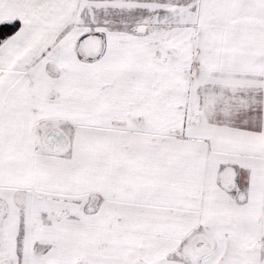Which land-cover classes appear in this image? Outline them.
Instances as JSON below:
<instances>
[{
  "label": "snow or ice",
  "instance_id": "1",
  "mask_svg": "<svg viewBox=\"0 0 264 264\" xmlns=\"http://www.w3.org/2000/svg\"><path fill=\"white\" fill-rule=\"evenodd\" d=\"M0 264H264V0H0Z\"/></svg>",
  "mask_w": 264,
  "mask_h": 264
}]
</instances>
